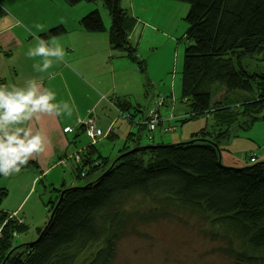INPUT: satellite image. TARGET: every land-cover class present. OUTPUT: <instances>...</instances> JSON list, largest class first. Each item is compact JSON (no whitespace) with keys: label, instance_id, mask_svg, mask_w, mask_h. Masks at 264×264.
<instances>
[{"label":"trees","instance_id":"1","mask_svg":"<svg viewBox=\"0 0 264 264\" xmlns=\"http://www.w3.org/2000/svg\"><path fill=\"white\" fill-rule=\"evenodd\" d=\"M63 1L74 6L98 0ZM100 1L109 18L111 48L125 54L141 71L129 42L134 19L121 7V0ZM172 1L187 5L180 95L189 111L179 120L172 116L170 126L175 131L177 123L201 117L207 120L209 114L217 127L232 124L237 107L227 101L228 94L239 96L243 107L264 100V92L259 100H250L256 93L255 82H263L264 90V74L252 73L242 65L247 56L264 51V0ZM78 24L89 34L105 32L96 10ZM64 32L62 27H54L46 37ZM110 99L115 100L119 117L124 113L127 121L134 118L139 122L136 128L145 138L151 119H136L141 111L126 99ZM157 126L167 129L168 120L155 119L153 136ZM208 128L207 124L201 127L186 142L137 144L130 151L125 147L113 160L88 145L76 153L73 172L78 179L97 173L95 179L58 190L52 217L39 230L36 241L14 252L10 239L19 227L0 211V226L7 220L0 238V264H108L115 244L133 232L136 224L167 220L179 213L198 217L220 231L234 264H264V160L239 169L223 166L220 152L224 146L218 145L223 134L213 136ZM146 153L149 157L144 162L139 155ZM29 165L33 164L28 162L21 170Z\"/></svg>","mask_w":264,"mask_h":264},{"label":"rangeland","instance_id":"2","mask_svg":"<svg viewBox=\"0 0 264 264\" xmlns=\"http://www.w3.org/2000/svg\"><path fill=\"white\" fill-rule=\"evenodd\" d=\"M12 5V11H21L33 18L40 16L41 10L44 11L50 30L62 18L72 25L77 18H82L94 10L101 13L102 21L104 16L107 20L109 19L100 0L94 3L82 2L74 6L68 5L63 0H14ZM89 7L91 8L88 11L86 8ZM121 7H124L123 9L128 12V15L137 22L139 30L137 36L142 33L140 48L136 53L141 62L142 79L137 83L131 81L130 76V81L124 83L127 88L126 93L131 92L133 101L140 104L141 114H138L136 119H145L151 109L146 110L150 101L154 99V102L157 103L158 97L156 98V96H160L162 101L160 100V104L153 114L157 120L160 119L163 122L168 120L167 129L161 126L158 129L157 126L156 138H153L152 142L147 141L141 131L136 132L137 126L130 123L136 135L132 141L127 143V151L136 147L137 144L139 147L161 144L162 137H158V133L165 138L162 140L165 144L166 140L168 143L178 140L190 141L192 134L207 124L208 131L213 136L223 134L218 144L219 147L224 146L220 152L223 166L239 169L263 161V99L258 105L243 107L244 103L241 102L239 96L228 94L227 101L233 102L237 107L236 119L234 123L223 125L222 128L215 125L216 122L211 114L207 116V120L201 117L183 124L177 123L175 131L174 127L170 126L173 123L174 108L189 111L188 107L182 104L180 95V72L185 47L183 35L186 30L184 17L187 5L172 0H121ZM79 29L82 30L80 27ZM242 65L252 73L264 74V51L250 57L247 56L242 60ZM255 83L256 93L250 100H259V95L264 92L261 88L263 82ZM122 84L123 82H118L119 86ZM216 100L219 101V98L217 97ZM110 102H112L110 98H103L102 103L106 109L102 111L107 112L111 106L112 116L116 119L115 100H113V104ZM253 117L256 118V121ZM126 121V118L118 120L117 126H121L122 131L127 130ZM92 124L95 128L98 126H95L94 122ZM252 124L251 128L247 127ZM98 128L103 132L102 137L105 140L99 141L97 148L101 155L108 159H114L118 156L116 154L121 153L125 135L120 136L117 142H110L107 139L106 126L102 125ZM81 141L87 142L85 137H82ZM139 157L146 162L149 154L139 155ZM53 167V172L41 177V180L35 181L32 171L21 170L8 177L0 175L1 208L8 211V218L15 222L14 226L19 227L15 229L10 239L11 247L15 248L14 252L20 251L21 245L32 243L38 239L39 230L43 229L50 219L51 208L54 207L60 188L84 185L93 181L97 174L78 179L74 172L69 171L68 165ZM6 221V219L3 220V224L0 226V238H2V228L7 223ZM218 233L220 231H215L207 222L185 213H179L175 217L163 221L136 224L133 232L126 233L115 244L113 258L108 264H234V257L228 254L230 246L227 239ZM235 245L233 243L232 247ZM238 249L237 247L236 250Z\"/></svg>","mask_w":264,"mask_h":264},{"label":"crops","instance_id":"3","mask_svg":"<svg viewBox=\"0 0 264 264\" xmlns=\"http://www.w3.org/2000/svg\"><path fill=\"white\" fill-rule=\"evenodd\" d=\"M13 1L0 0V85L23 87L26 81L35 79L42 84L43 88L56 94L54 103L67 102L72 108L71 116L40 114L39 120L34 118L30 122L44 131L48 143L44 153L36 155L29 161L33 165H29L23 170L32 171L34 181L41 180V177L53 172V166L65 167L68 165L69 171L73 173L76 153L91 144L97 148V143L105 140L102 137L103 132L98 128L102 125L106 126L108 130L107 139L110 142H117L120 136L125 135L121 151L125 147L127 148V143L135 137L133 135L141 130L133 131L131 122L126 121L128 133L122 131V127L117 126L118 120L122 119L117 115V109L114 107L115 119L112 116L111 106L107 112L102 111L106 109L102 101L105 97L126 99L133 108L140 110V104L133 101L131 92L126 93L127 88L124 83L130 80L139 83L143 73L125 54L111 48L108 38L109 19L103 17L105 32L97 34H89L80 30L78 27L80 17L73 21L72 25H69L65 18L57 21L55 27H62L65 32L55 37L56 43L64 49L65 57L62 61L53 58L51 68L46 72H38L33 65L40 63L43 58H29L26 53L37 44L34 35L42 37L51 44L53 37H46L50 30L46 14L41 10L40 16L33 18L21 11H12ZM91 7L86 9L89 11ZM38 24L42 26V30L36 28ZM136 24L135 21L129 33V42L137 53L142 33L137 36L139 30ZM118 82H123V84L119 86ZM153 107L154 99L150 101L146 110ZM186 114L187 112L181 111L180 108H174L172 112V116L177 120ZM88 122H94L95 126L98 125L96 128L101 132L100 137L91 139L87 136ZM165 125L166 123H163L162 127ZM141 133L143 132L141 131ZM131 134L133 135L131 136ZM158 135V137H162L161 144H165L162 142L165 138L159 133ZM82 137H85L86 143L81 141ZM153 138H156V134ZM178 142L182 141L178 140L174 143ZM166 144L172 143H168L166 140ZM97 150L100 153L98 148ZM128 150L130 151V149ZM116 155H120V153ZM101 156L103 157V155ZM65 188L67 187L63 186L60 189ZM0 211L8 214V211L1 208V203Z\"/></svg>","mask_w":264,"mask_h":264},{"label":"clouds","instance_id":"4","mask_svg":"<svg viewBox=\"0 0 264 264\" xmlns=\"http://www.w3.org/2000/svg\"><path fill=\"white\" fill-rule=\"evenodd\" d=\"M42 30L41 25H36ZM37 44L26 55L29 58L42 57L33 65L36 71L46 72L53 65V58L62 61L64 49L53 37L51 44L35 36ZM56 94L35 79L25 82L23 87L0 85V175L8 177L19 173L36 155L44 153L48 143L41 128L30 122L39 120L40 114L72 115L67 102L54 103Z\"/></svg>","mask_w":264,"mask_h":264},{"label":"built area","instance_id":"5","mask_svg":"<svg viewBox=\"0 0 264 264\" xmlns=\"http://www.w3.org/2000/svg\"><path fill=\"white\" fill-rule=\"evenodd\" d=\"M157 103L154 102V107L149 111L147 117H149L151 120L147 121V129L145 131V139L149 142H152L153 140V130L155 129V115L153 114V112H155V110H157V106L160 104V98H157ZM122 113H119V115L122 118H126L125 115H121ZM129 120V119H127ZM131 124H133L134 126H138L139 122L135 119H130ZM146 123V121L144 122V124ZM86 131H87V136H89L91 139H96L97 137H99L101 135V132L96 130V128L94 127V125L91 122L87 123L86 126ZM77 157V156H76Z\"/></svg>","mask_w":264,"mask_h":264},{"label":"water","instance_id":"6","mask_svg":"<svg viewBox=\"0 0 264 264\" xmlns=\"http://www.w3.org/2000/svg\"><path fill=\"white\" fill-rule=\"evenodd\" d=\"M146 148H149V147H146ZM53 213V212H52ZM52 217V214L50 215V218Z\"/></svg>","mask_w":264,"mask_h":264}]
</instances>
